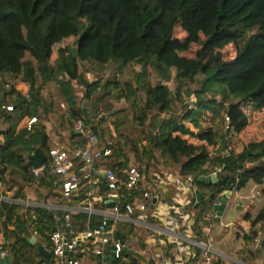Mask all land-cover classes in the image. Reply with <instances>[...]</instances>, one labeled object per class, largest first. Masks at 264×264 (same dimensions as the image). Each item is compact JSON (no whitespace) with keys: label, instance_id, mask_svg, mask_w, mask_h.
<instances>
[{"label":"trees","instance_id":"obj_1","mask_svg":"<svg viewBox=\"0 0 264 264\" xmlns=\"http://www.w3.org/2000/svg\"><path fill=\"white\" fill-rule=\"evenodd\" d=\"M178 26L183 39L174 36ZM230 44L235 57L225 61L221 51ZM192 46L199 47L194 58L180 55ZM252 61L264 62V0H0L1 193L15 186L18 199L24 200V188L42 203L61 198L60 185L50 174L47 125L64 147L76 150L87 143L85 136L71 134L81 121L100 146L113 142L111 155L96 165L123 175L130 155L134 157L143 178L122 198L129 200L130 208L136 200L152 204L142 186L161 165L178 169L182 177L192 176L203 196L194 211L195 232L201 234L205 211L224 191L248 183L264 186V138L249 142L241 152L231 144L232 137L243 135L249 126L247 108L264 115V70L248 89H241ZM105 67L112 70L105 82L88 81L89 71ZM152 78L159 81L153 83ZM19 80L28 85L26 92L16 87ZM170 81L173 90L165 84ZM9 106L12 112L6 110ZM122 112L135 132L119 130L114 120V136L103 121ZM32 117L37 123L28 131L25 121ZM183 137L203 142L212 151L188 146ZM36 149L46 155L37 183L28 166V156ZM73 163L76 169L82 165L78 157ZM216 169H221L216 184L199 182ZM80 186L78 196L67 204L87 198L82 178ZM99 186L101 195L111 189L100 176ZM262 193L264 197V188ZM171 203L177 207L175 199L168 200ZM127 208L121 203L119 210L126 213ZM21 210L20 205L0 202V230L10 264L50 262L49 235L58 229L55 217L64 212L39 208L19 214ZM70 223L68 232L76 236L97 227L101 218L71 213ZM257 224L260 229H254ZM252 228L248 238L255 241L264 233V207L252 219ZM34 231L38 236L32 242ZM38 246L48 250L47 258ZM127 257L122 250L114 264H126Z\"/></svg>","mask_w":264,"mask_h":264},{"label":"crops","instance_id":"obj_2","mask_svg":"<svg viewBox=\"0 0 264 264\" xmlns=\"http://www.w3.org/2000/svg\"><path fill=\"white\" fill-rule=\"evenodd\" d=\"M48 131L47 126V133ZM48 136L51 148L55 145L63 146L59 137H51L49 133ZM67 149L72 150L69 147ZM130 166H133L132 162ZM98 167L102 170L109 169ZM103 175L100 177L104 178ZM84 181L88 188L87 198L74 205H69L67 200L55 196L42 203L28 188L23 190L24 200L18 199L15 198L17 189L15 186L6 187L5 194L0 191V202L22 206L23 210L19 214L24 213L26 209L45 208L55 212L69 209L72 213H83L102 219L100 212L107 211L108 208L103 201L105 195L100 194L99 178L97 183ZM142 187L150 194L152 204L145 205L136 200L130 208L129 200L121 199L120 204L123 203L129 208L126 213L120 211L122 219L112 224L114 239L119 240L115 236L116 232L125 236L123 251L130 254V258L124 259L126 264H264V233H259L255 241L248 238L253 229L252 219L264 207L262 193L264 186L248 183L232 190L222 216L211 222L205 220L206 224L199 235L195 232L196 195L187 187L186 177L180 176L178 169L161 165L158 170L152 172ZM194 188L197 191L196 185ZM78 193L74 197H77ZM172 198L175 199L177 207H172V203L168 204V200ZM140 205H144L145 208L140 210ZM84 208L91 209L94 213L87 214L81 211ZM248 215L251 219L245 220V216ZM260 228L261 226L257 224L254 229ZM82 244L86 247L91 245L90 241H82ZM110 247L107 242L104 257L110 255ZM97 258L90 252L85 253L80 256V264H103V261Z\"/></svg>","mask_w":264,"mask_h":264},{"label":"built area","instance_id":"obj_3","mask_svg":"<svg viewBox=\"0 0 264 264\" xmlns=\"http://www.w3.org/2000/svg\"><path fill=\"white\" fill-rule=\"evenodd\" d=\"M8 112H12V107H6ZM228 121V118H225ZM37 123V118L32 117L25 121V127L28 131ZM74 133L83 135L87 139V143L83 148L76 150L67 149L61 145H55L50 148L48 152V159L50 160V174L56 177L60 185L61 197L64 200H69L74 197L81 189L80 178L86 180L87 183H97V180L101 174H104V178L110 185L111 189L104 196V203L108 210L100 212L102 217L101 223L94 228H87L81 234L76 236L68 232L70 229V215L71 211L66 209L63 216L55 217V223L58 225V229L53 231L49 235V242L51 245V260L44 264H80V256L90 252L95 257H104L107 250V242H109L110 253L114 254V261L117 260L123 250L122 243L113 238L112 224L122 219L120 215V201L124 195L130 196L131 192L137 189L142 180V174L135 166H130L124 175L116 174L111 169H103L96 165L99 160L111 155L113 142L109 141L106 146H100V142L97 136L91 131L90 128L85 126L81 121L75 122L73 126ZM78 157L81 162V167L75 169L73 158ZM44 167V166H43ZM43 168L39 170H33L36 178ZM221 173V169H216L213 173ZM186 185L192 190H195V179L192 176L186 177ZM1 186V182H0ZM259 194V193H257ZM144 197L149 198L148 193H144ZM102 200V199H101ZM220 202L215 201L212 204L211 209L205 213V220L208 222L217 218V213L214 207L219 205ZM109 205H113L110 207ZM144 205H140L139 209L143 210ZM81 211L92 214L94 211L88 208H84ZM111 221V226L107 225V222ZM110 235V236H109ZM37 231L33 232V238H37ZM109 236V237H108ZM110 239V241H108ZM81 241H90V247L83 246ZM7 240L2 230H0V259L9 256L6 249ZM103 264L106 262L103 261Z\"/></svg>","mask_w":264,"mask_h":264},{"label":"rangeland","instance_id":"obj_4","mask_svg":"<svg viewBox=\"0 0 264 264\" xmlns=\"http://www.w3.org/2000/svg\"><path fill=\"white\" fill-rule=\"evenodd\" d=\"M174 36L178 39L184 38L185 35L184 33H182L179 26L176 27ZM198 50H199V47L192 46L189 51L182 53L180 55L186 58H194ZM221 53L223 54V59L225 61H230L234 59L235 57L234 46L231 44L226 46L221 51ZM26 59L31 60L29 57H26ZM31 63L34 66L35 63L32 60H31ZM262 69L264 70V62L252 61L250 63V72L248 76H246L247 80L245 84L241 86V89L242 90L248 89V86H249L248 83L252 82L256 78L258 73L262 71ZM172 73L173 75H175V69H172ZM110 75H112V70L109 67L108 68L105 67V68H102L100 71H89L86 74V78L88 79V81H95L100 78V82L103 83L105 82V79H107V77H109ZM152 80H153V83L159 81L156 78H152ZM165 84L168 85L170 89L172 90L174 89L173 81L166 82ZM16 87L20 89L22 92H26L28 89V85L26 83L21 82V80L17 81ZM80 91L81 90L79 88H76L77 93H80ZM52 93L55 98L58 97L56 91L53 90ZM44 96L46 97V99L49 98V94L47 93V90H45ZM83 106L88 108L89 111H91L92 109V105H90V103L86 100L83 101ZM246 113L249 116V126L247 127L246 132L241 136H233L231 139V144L236 152H241L249 142L258 141L264 138V115H256L255 113H252L249 108H247ZM114 120H116L119 123V128H120L119 130H123L124 132H129V133H132L131 131L135 132L131 119L128 116H126L124 112L118 113V114L112 113V114H109L108 118H106L105 121H103V127L110 129V131H112V134L114 136H117V132L115 128L116 125L113 123ZM47 126L49 127V131H48L49 135L51 137L53 136L56 137L57 135L55 134V131L52 128V126L50 124H48ZM183 139H185L186 145L191 146V147L199 148V147L205 146L203 142H199L197 140L190 139L188 137H183ZM205 148L209 152L212 151L211 147L205 146ZM130 160L133 166H135L133 162L134 157L132 155H130Z\"/></svg>","mask_w":264,"mask_h":264},{"label":"water","instance_id":"obj_5","mask_svg":"<svg viewBox=\"0 0 264 264\" xmlns=\"http://www.w3.org/2000/svg\"><path fill=\"white\" fill-rule=\"evenodd\" d=\"M74 132L71 131V134H73ZM46 161V155L45 153L41 150V149H36L34 151V153L30 156H28V166H30L32 168V170H39L41 168H43L44 164ZM199 182L204 183V184H216L217 183V178L216 175L212 174L209 177H200ZM232 189L229 188L228 190L224 191L221 194L220 197V204L214 207V210L217 213V219L220 218L222 216V213L228 203V198L230 197ZM196 195V201L197 203L195 204V209L198 208L199 202L202 200L203 196L201 195V193L199 191L195 192ZM110 207H112L113 205H109ZM111 221L107 222L108 226H111ZM115 236L119 239V241L124 244L125 242V236L122 235L119 232L115 233ZM32 242H35V239L32 240ZM38 251L40 253V255L43 258H47L49 256V253L41 246H38ZM114 254L110 253V255L106 258L101 259L100 257H98V260H102L104 262H106V264L112 263L114 262ZM10 257L6 256L5 258L0 259V264H10Z\"/></svg>","mask_w":264,"mask_h":264}]
</instances>
